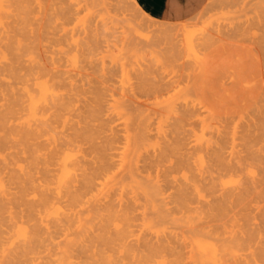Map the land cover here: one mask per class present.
Wrapping results in <instances>:
<instances>
[{"label":"bare ground","instance_id":"1","mask_svg":"<svg viewBox=\"0 0 264 264\" xmlns=\"http://www.w3.org/2000/svg\"><path fill=\"white\" fill-rule=\"evenodd\" d=\"M32 3L0 0V264H97L112 255L179 260L175 254H245L263 264L264 228L255 227L250 210L252 161L244 174L233 170L236 123L228 156L220 140L218 122L237 111L238 85L225 88L217 77H44L43 46L31 37ZM35 53L44 59L37 70ZM102 80H113L114 89ZM141 98L148 107L135 104ZM103 111L110 123L102 122ZM194 118L200 126H188L186 142L182 133Z\"/></svg>","mask_w":264,"mask_h":264},{"label":"rangeland","instance_id":"2","mask_svg":"<svg viewBox=\"0 0 264 264\" xmlns=\"http://www.w3.org/2000/svg\"><path fill=\"white\" fill-rule=\"evenodd\" d=\"M122 1L124 0H96V2L95 0H42V8H40L37 3V0H32V10H34V23L32 25L31 37L34 36V39L32 38L34 43H41L39 44L40 48H42L43 46L41 51L43 50L42 55L44 54L45 56V62L43 61L44 63H41L42 65L44 64L46 65V67H49L46 68L43 65L41 68V70L43 71L41 73L44 77L115 76L157 78L159 77V79L160 77H217L216 79L218 81L220 80L218 83H224L225 86H223L225 88H232L238 85L237 95H239L236 97L235 104L231 103V106L236 105L235 107L237 108V113H233L234 110H232V113L229 112V114L223 116V118L220 117V119L222 118L221 120L218 119L222 122L223 120H225L223 123L219 121V124H217L224 130H220V132L222 131L220 135L224 133L223 135L226 137L225 138L223 135H221L223 136L222 138H220V140H223V143L221 142V144L225 146V144L228 143L226 145L227 147L224 148V151L225 149L226 151H229V131L232 129V126H234V123H236L237 125V136H239L236 142L237 144L239 143V145L235 146L234 149L236 151L234 150L235 152L232 155V162L234 164L233 170L237 173L244 174V164L250 162L249 160L252 161L251 163L253 173L251 175L250 182L253 181L251 183H254L256 188H252L254 190L251 189L252 194L250 192V198L253 197L251 206L252 208L250 207V210L251 213L253 212L252 214L256 216L255 220L258 224L255 227H261L260 229L263 230L264 224L262 221L264 219V8L262 7L264 6V0H261L262 3L260 0H207L204 7L193 17L184 21L168 22L154 18L150 14H147V12L144 10L141 11L132 0H126V2ZM256 4L258 7L255 6ZM260 5H262V7ZM36 12H40V14L38 13L37 15ZM42 13H45L47 18H52L53 16V19L50 18L46 20V16ZM34 16H36L35 18H37V20L34 18ZM35 24H37V26H35ZM38 24H40L41 26ZM35 30L37 31V33ZM39 31L40 33L38 34ZM43 35L44 39L42 38ZM36 36H40L41 39L39 40V37L37 38ZM166 36H168V38ZM234 38L237 40H235ZM42 41L44 45H42ZM88 42L90 44H88ZM99 43L103 44V47L101 46V44L99 45ZM100 46L101 49L99 48ZM34 56L35 57H33L32 59L31 67L34 68V70H37L38 65L35 68L37 60L42 61L44 59H39V57H36V53ZM42 57L43 56H41L40 58ZM242 59H244L245 61ZM45 70L48 71L44 73ZM238 78L239 80L241 79L243 84L241 83V81L238 82ZM225 80L226 82H224ZM100 82L101 84L106 85L105 87L109 89V91L114 89L113 80H102ZM233 82L238 83L233 84ZM250 82L251 85L249 86ZM254 85L257 87H255ZM243 86L246 87L244 88ZM249 87L254 88H250V90ZM219 88H221L220 85ZM221 89L217 92L222 93ZM240 89H243V91H241ZM253 90H256L257 93ZM239 91L240 93L242 92V94H240ZM116 95L118 96V94ZM250 96L251 98H253V100L250 98ZM246 98L248 99V101L246 100ZM141 101L142 103L140 104ZM224 101L226 100L224 99ZM135 104L137 106L139 104L140 108H146L149 106L148 101H145L144 98L139 99V102H136ZM256 104H259L260 107H258L259 105L257 106ZM249 108L252 109L249 110ZM256 108H259L260 110L258 109L257 111ZM104 112L105 111H103L102 114V122L110 123L109 116L106 115ZM239 112L241 113V117L239 115ZM247 112H249L250 114L254 113L252 114L254 116L249 115V113ZM238 115L240 118L238 117ZM247 116H250L248 119L249 123L247 122L249 125L246 123ZM233 117L234 119H232ZM244 119L246 121H244ZM193 121L191 120L192 123H187V126L185 125L184 127H187L182 133L185 137L186 142L189 140V138H191L190 136L192 129H198V126H200L198 121H195V118ZM254 121L256 122L254 123ZM239 122H241V125ZM112 123L117 124L118 120L116 119L115 122L113 121ZM256 124L257 126H255ZM188 126L189 128L192 127V129H189ZM239 128H241V130ZM255 132L257 133V135ZM243 133H245V135ZM218 134L217 132H215L210 135L214 136V139H216L217 137V140H219L220 136ZM243 138L244 140H242ZM242 141H244L245 144L242 143ZM260 144H263V146H260ZM226 151L224 155L228 156L229 152L226 153ZM244 158H246L248 161H246V159ZM235 160H237V162ZM256 164L257 166H254ZM259 204L261 205L258 206ZM255 207H257V209ZM175 255L180 258V263L177 262L178 259L176 256L174 257V255H157L158 257L154 255H149L150 258L146 255V259L144 258L145 255L136 258L132 256L112 255L110 257H103L102 260L100 258L97 264H103V261L106 260H111V262L105 264H128L127 262H129V264H132V261L133 264H135L134 261L137 260V258H139V260H145L148 264H174L175 261L177 264H181V261H183L184 263L186 262L183 260V258L187 260V262H192L193 264H223L224 262V264H238V261H242L243 263L250 262L249 256L251 257V259L253 258V256L245 254L233 257L227 256L229 257L228 260L226 256L202 257L199 255L190 254ZM179 255L182 257H179ZM122 257H125L126 259L124 258V260ZM153 257H157L155 258V261L152 260ZM185 257H187V259ZM130 258L132 259L129 260ZM231 258L233 259L231 260ZM146 263L144 262V264ZM248 264H255L254 260L252 259L251 262Z\"/></svg>","mask_w":264,"mask_h":264},{"label":"crops","instance_id":"3","mask_svg":"<svg viewBox=\"0 0 264 264\" xmlns=\"http://www.w3.org/2000/svg\"><path fill=\"white\" fill-rule=\"evenodd\" d=\"M152 17L168 21H184L193 17L207 0H136Z\"/></svg>","mask_w":264,"mask_h":264}]
</instances>
